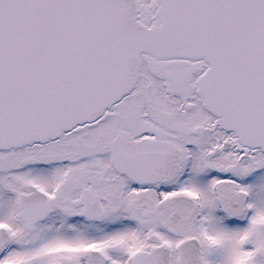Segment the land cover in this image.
I'll return each mask as SVG.
<instances>
[{"label": "snow or ice", "instance_id": "snow-or-ice-1", "mask_svg": "<svg viewBox=\"0 0 264 264\" xmlns=\"http://www.w3.org/2000/svg\"><path fill=\"white\" fill-rule=\"evenodd\" d=\"M0 264H264V0H0Z\"/></svg>", "mask_w": 264, "mask_h": 264}]
</instances>
